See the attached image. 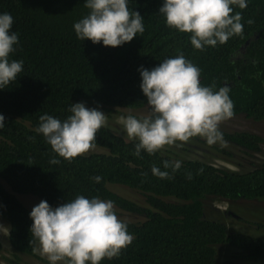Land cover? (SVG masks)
<instances>
[{
  "label": "trees",
  "instance_id": "trees-1",
  "mask_svg": "<svg viewBox=\"0 0 264 264\" xmlns=\"http://www.w3.org/2000/svg\"><path fill=\"white\" fill-rule=\"evenodd\" d=\"M161 2L129 0V9L143 17L144 31L122 45L105 46L74 34L73 22L88 11L83 0H0V12L11 13L12 30L19 37L10 58L24 62L16 80L0 89V113L5 116L0 128V218L7 223L5 237L15 255L40 257L30 231V209L15 194L36 195L52 206L82 194L110 199L116 211L131 216L126 221L134 239L118 256L99 264H264V239L235 230L231 224L239 216L229 211L213 216L204 204L212 197L229 205L264 199V157L253 156L261 153V135L220 130L227 147L216 148L217 157L235 164L236 170L206 156H180L190 149L183 142L136 156L135 141L109 123L97 131L93 143L101 150L65 159L36 131L42 114L64 119L69 104L77 101L101 107L108 118L114 116L112 107L148 105L137 67L150 68L159 59L181 53L199 66L202 84L229 86L233 115L264 119V0H248L243 9L234 6L241 14L242 33L204 50L190 44L189 33L165 24L158 12ZM232 148L255 162L245 166ZM53 157L58 163L51 162ZM176 159L181 167L174 173L167 169L171 178L151 172L153 164L165 170L162 161ZM95 175L101 177L99 182L91 179ZM112 183L140 191L143 202L110 188ZM2 247L0 237V257Z\"/></svg>",
  "mask_w": 264,
  "mask_h": 264
},
{
  "label": "clouds",
  "instance_id": "clouds-1",
  "mask_svg": "<svg viewBox=\"0 0 264 264\" xmlns=\"http://www.w3.org/2000/svg\"><path fill=\"white\" fill-rule=\"evenodd\" d=\"M83 4L88 11L72 26L81 41L88 38L94 44L119 46L144 31L143 17L138 11L129 9V0H83ZM247 4L248 0H162L158 12L168 27L189 33L190 44L204 50L242 33L241 14L234 6L243 9ZM12 25L11 13L0 12V89L23 72V60L10 58L19 43ZM137 71L139 88L150 106L149 113L142 116L129 113L120 117L128 140L135 141L134 155L140 156L141 151L153 154L165 145L187 142L195 136L213 146L216 157L219 154L216 148L227 147L220 131L224 129L219 126L234 114L228 85L217 88L214 84H202L201 69L182 53L159 59V63L150 68L139 65ZM68 112L64 119L42 114L36 131L45 137L58 156L72 159L93 146L97 131L106 123V115L98 108L87 107L83 101L70 103ZM4 126L5 116L0 113V128ZM218 141L224 145L214 144ZM232 149H236L238 155L245 154L237 148ZM263 149L264 144L261 145L262 154ZM261 153L253 156L262 159ZM51 162L58 163V160L53 157ZM162 164L165 170L155 164L151 166V172L162 179L171 178L167 169L174 173L181 167L179 159L164 160ZM231 165L234 167H226L238 169L235 164ZM91 179L99 182L101 177L95 175ZM242 200L248 199L239 201ZM222 211L239 216L229 208ZM28 216L32 221L31 234L38 245L34 250L45 257L48 264H99L104 258L118 256L134 239L127 221L117 214L114 201L99 196L77 194L55 206L41 199L31 207ZM4 230L8 232V228L0 224V232Z\"/></svg>",
  "mask_w": 264,
  "mask_h": 264
},
{
  "label": "rangeland",
  "instance_id": "rangeland-1",
  "mask_svg": "<svg viewBox=\"0 0 264 264\" xmlns=\"http://www.w3.org/2000/svg\"><path fill=\"white\" fill-rule=\"evenodd\" d=\"M86 106L91 107L89 104H87ZM95 108H98L99 110L103 111L105 115L108 113L107 111L105 112L104 110H102L101 107H95ZM113 108L131 113L136 116L146 115L149 113V110H150L149 105H147L145 108L143 107L139 109H130V108L125 109V108H119V107L117 108L113 107ZM110 113H112L111 115H114V116H112L111 118H108L106 115L105 124L109 123L111 126L118 128L127 137L126 133L123 130L121 120H120V117L126 114H116L115 110H112V112ZM219 127L220 129H224L225 131L234 130V129L241 130V131H247L245 129H250L264 136V120L255 121L250 118H246L243 115H233L232 117L222 121ZM203 140H204L203 138L198 136V138L195 140H192V138H190L187 142H183V143H188L190 145V149H188L187 154L184 152H179V155L182 157H185L186 155L190 157L191 156L195 157V155L206 156L208 158V161H211L220 166L222 165V166L234 167L230 163L228 162L226 163L222 159L217 158L214 153L213 146L205 144ZM178 143L180 142H177L176 144ZM214 144L224 145L220 141ZM164 147L169 148L170 145H165ZM97 150H101V149L99 147L92 146L88 151H97ZM261 155L264 157V149H263V154L261 153ZM235 156L239 161H242L245 166H250L251 165L250 163H253L255 161V159L251 158L249 155L240 154V155H235ZM109 187L128 198L136 200L137 202H140V203L143 202L144 196L138 190L132 189L126 185L119 184V183H112L109 185ZM15 195L29 209H31V207L34 204L38 203L41 200V198H39L38 196L29 194V193H23V194L19 193ZM235 201L237 202L233 203L232 205H229V202H226L223 200L221 201L215 200L212 197V198L206 199L204 204L206 207V212L210 213L213 216H218L219 213L222 212L223 209L229 208V206H231L235 211H237V213L239 214V218H240L235 223L233 222L231 224L232 227L235 230H241L243 232H247L251 234H258L264 239V200H242V201L235 200ZM239 210L241 212H239ZM116 212L120 216V218L124 220H126V218H131V216H129L128 214L124 212L119 213V210H117ZM0 224H3L7 227V223L1 218H0ZM6 233H7L6 230H4L3 232H0V237L2 240V246H3L2 247V257H0V264H13L12 263L13 260H17V261L19 260V262H17L18 264H48L47 259L43 257L42 255H40L37 251L36 252L40 257H33V256H30L24 253H17V255H15L14 250L10 247V245H8L6 241V237H5ZM37 246L38 245L36 243V248ZM226 253H227V249L223 252L220 258L223 259ZM220 261L219 263H221Z\"/></svg>",
  "mask_w": 264,
  "mask_h": 264
},
{
  "label": "water",
  "instance_id": "water-1",
  "mask_svg": "<svg viewBox=\"0 0 264 264\" xmlns=\"http://www.w3.org/2000/svg\"><path fill=\"white\" fill-rule=\"evenodd\" d=\"M117 108V107H116Z\"/></svg>",
  "mask_w": 264,
  "mask_h": 264
}]
</instances>
